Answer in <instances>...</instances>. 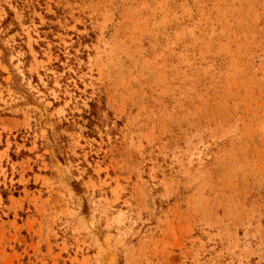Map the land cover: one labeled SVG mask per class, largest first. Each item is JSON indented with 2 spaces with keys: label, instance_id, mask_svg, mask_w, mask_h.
Returning <instances> with one entry per match:
<instances>
[{
  "label": "rangeland",
  "instance_id": "374dc122",
  "mask_svg": "<svg viewBox=\"0 0 264 264\" xmlns=\"http://www.w3.org/2000/svg\"><path fill=\"white\" fill-rule=\"evenodd\" d=\"M0 264H264V0H0Z\"/></svg>",
  "mask_w": 264,
  "mask_h": 264
}]
</instances>
